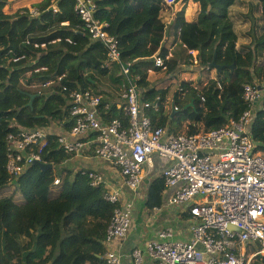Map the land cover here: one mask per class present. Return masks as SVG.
Returning <instances> with one entry per match:
<instances>
[{
    "label": "trees",
    "instance_id": "obj_1",
    "mask_svg": "<svg viewBox=\"0 0 264 264\" xmlns=\"http://www.w3.org/2000/svg\"><path fill=\"white\" fill-rule=\"evenodd\" d=\"M191 1L200 5L198 18L188 22L185 12L177 15L179 49L165 62L166 71L153 61L156 55L169 56L162 44L165 24L160 16L168 10L164 0L98 1L96 15L110 23V33L120 40L123 61L133 63L144 99H163L159 113L149 112L155 125L178 134L185 121L186 134L194 135L238 121L250 108L243 96L245 86L264 84V0ZM7 4L8 0H0V264H106L104 241L116 208L105 200L106 187H92L83 171L61 167L74 155L60 148L62 135L52 132L43 153V165L52 169L34 165L16 182H9L7 137L20 128L49 131L55 126L68 135L74 118L64 88L91 90L102 97L103 106L110 104L99 84L106 80L120 89L124 83L120 67H103L107 50L91 39L71 0H44L9 15L4 13ZM191 51L199 53V66L207 70L216 59L225 78L218 75L201 90L185 82L184 94H174L178 111L172 116L166 102L170 89L156 88L149 70L167 79L176 76L180 63L192 59ZM31 57L34 61L28 62ZM57 81L50 93L37 94L28 106L30 94L20 85L43 87ZM262 103L264 92L250 135L264 156ZM101 116L105 122L116 118L127 122L116 105L108 111L101 108ZM57 177L59 186L54 184ZM12 187V195L1 197ZM166 190L164 177L154 178L146 190L143 211L151 215L162 208ZM17 192L25 198L22 204L15 200Z\"/></svg>",
    "mask_w": 264,
    "mask_h": 264
},
{
    "label": "built area",
    "instance_id": "obj_2",
    "mask_svg": "<svg viewBox=\"0 0 264 264\" xmlns=\"http://www.w3.org/2000/svg\"><path fill=\"white\" fill-rule=\"evenodd\" d=\"M71 1L91 39L100 41L107 50L103 67L118 65L124 81L119 108L126 123L118 118L105 122L101 108L108 111L111 105L103 106L102 97L95 92L65 87L74 125L68 135L58 138L60 148L74 157H84L94 145L92 157L120 170L123 187L110 189L103 174L83 170L92 187H106L105 200L116 206L104 241L106 264H123L121 255L110 247L131 232L135 200L146 167L153 165L155 158L164 164L161 175L167 190L173 189L168 206L183 208L194 221L192 238L176 241L173 229L165 228L144 249L137 247L131 251L132 264H145V255L150 264H264V156L257 151L250 135L264 87L259 83L245 86L243 96L250 108L238 121L232 120L224 128L189 135L157 127L149 112L159 113L163 99L160 96L153 101L144 99L138 84L141 78L133 74V63L123 61L120 40L110 33V23L96 15L97 2L104 0ZM164 1L168 9H174L178 3V0ZM54 11H58L56 7ZM32 14L37 15L35 10ZM169 26L166 24L164 36H168ZM189 54L194 56L190 65H199V53ZM171 57V51L166 59L154 56V66L166 71L165 62ZM178 73L169 80L183 95L186 81L176 82ZM171 107L173 112L178 111L173 103ZM49 133L20 128L8 135L9 182H16L30 167L43 164ZM54 184L59 186L61 178L57 177ZM124 189L133 193L131 200L125 199Z\"/></svg>",
    "mask_w": 264,
    "mask_h": 264
},
{
    "label": "crops",
    "instance_id": "obj_3",
    "mask_svg": "<svg viewBox=\"0 0 264 264\" xmlns=\"http://www.w3.org/2000/svg\"><path fill=\"white\" fill-rule=\"evenodd\" d=\"M171 10L172 12L168 13V15L170 14V16H172L174 19L171 20L169 23L171 26L169 33L171 31V36L173 37V41H171L170 45H172V43L175 42L174 39H176V28L174 25H175L176 17L179 14V12L177 11L174 12V9ZM167 11H169V9ZM161 15L163 18H165L164 12H162ZM194 21H196V19L188 22H194ZM163 24H165L166 26V23L163 22ZM164 38L165 39L163 40L164 41L163 47L165 46V48H167L168 51H172L173 53V49L168 48L167 46L168 38H166V35L164 36ZM150 74L151 76L153 75V73ZM167 80L169 81V79ZM262 86L264 87V84ZM203 87L204 86H202V88ZM163 88L165 87H161V89ZM109 103L111 106L116 105L117 108L120 109L119 106L122 104L120 95L117 97V100L114 101V103H111V101ZM169 103H170V107H168ZM172 103L173 102H171L170 100L167 101V109L169 110V112L173 114L175 112L172 111V107H171ZM185 123L188 124V122ZM49 132L58 135H64L65 133L64 130L56 126L50 129ZM94 148L95 146L92 145L91 149L87 151L84 157L83 156L74 157L64 162L61 165V167L66 168L68 170H72L74 173L83 170L96 171L104 175L107 182V188L110 189L112 187L114 188L123 187V180L120 174V170L114 165L103 163L97 160L96 158L92 157L93 154L92 150ZM163 169H164V164L156 158L153 165L146 167L143 184L135 200V211H134L135 222L133 228L129 233V235L127 236V238L115 242L110 247L111 250H114L121 255L123 264H132V261L130 259L131 251L137 247L144 249L145 244L149 241L156 240L158 233L165 228L170 227L173 229L174 231L173 239L176 241H190L192 238L191 228L194 224V221L192 220L190 214L188 212H185L183 208H175L168 206V199L173 194V189L165 191L164 205L162 208H160V210L158 211L155 210L151 215H148L146 211H143L142 202L144 201L146 190L148 189L149 184L154 180V178L162 174L161 172ZM132 196H133L132 192H130L128 189H124V197L126 200H131ZM145 257H146L145 264H150V258L147 255H145Z\"/></svg>",
    "mask_w": 264,
    "mask_h": 264
},
{
    "label": "rangeland",
    "instance_id": "obj_4",
    "mask_svg": "<svg viewBox=\"0 0 264 264\" xmlns=\"http://www.w3.org/2000/svg\"><path fill=\"white\" fill-rule=\"evenodd\" d=\"M44 0H8V4L4 8V13L7 15L16 13L20 9L27 8V7H32L35 4L41 3ZM177 11L179 13L185 12V17L187 21H193L198 18V14L200 12V5L195 4L193 1L189 0H179L177 5L174 7V12ZM172 12L171 9L169 11L164 12L165 13V18L160 16V19L162 23L169 24L171 20L174 18L168 15V13ZM170 25V24H169ZM169 26V30H170ZM168 38V43L167 46L168 48L173 49V53L179 49V46H177V43L175 42L170 45L171 41H173V37L171 36V31L169 33ZM176 41V39H174ZM172 52V51H171ZM172 53V54H173ZM198 53V52H197ZM191 55V54H190ZM192 56V55H191ZM194 60V56H192V59L189 61H182L178 67V76L176 82L181 81H186V82H192L194 87H197L198 89H201L202 86H205L209 83L211 79H217L218 75L221 76V74H218V72L215 69H204L201 68L199 65H190L193 63L192 61ZM34 61V57H31L28 59V62ZM222 79L225 78V75L221 76ZM151 83L156 86V88H161L165 87L163 89L169 88L170 89V94L168 95L169 100L172 102L174 100V94L176 92V85L175 84H170L172 83V80H167L163 75H152L150 77ZM106 80H101L99 84V91H102L104 93L103 97L106 98L107 100L111 101V103H114V101L117 100V97L121 94V88L118 89L114 85L112 86L109 83L105 82ZM22 91L29 93L30 95H37L39 93H50L52 88H55L58 86L57 83H53L52 85H48V87H40V86H35V87H26L24 85H20ZM113 100V101H112ZM264 105V103H262ZM170 107V103L168 104ZM182 115V114H180ZM179 119H182V116L179 117ZM182 131H180L178 134H186L185 128L187 127L188 124L185 123V121H182ZM58 170V168H57ZM56 170V171H57ZM15 190L14 187L4 191L1 195V197H6L10 196L13 194V191ZM15 200L17 203L21 204L24 202L25 198L19 193H15ZM135 222V218L133 219V225ZM132 225V228H133Z\"/></svg>",
    "mask_w": 264,
    "mask_h": 264
},
{
    "label": "water",
    "instance_id": "obj_5",
    "mask_svg": "<svg viewBox=\"0 0 264 264\" xmlns=\"http://www.w3.org/2000/svg\"><path fill=\"white\" fill-rule=\"evenodd\" d=\"M209 69H215L218 73H221L223 71V67L217 64L216 59H214V61L210 65ZM29 96L31 98V101L28 104V106H32L35 97H37L38 95H29ZM174 115H175V113L172 114V116H174ZM36 165L40 166L43 169H52V166L51 165L50 166H45V165L39 164V163L36 164Z\"/></svg>",
    "mask_w": 264,
    "mask_h": 264
}]
</instances>
